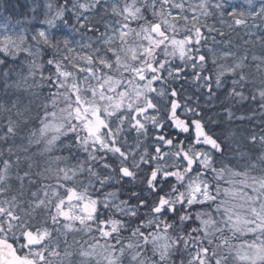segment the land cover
Returning a JSON list of instances; mask_svg holds the SVG:
<instances>
[{"label": "snow or ice", "instance_id": "1", "mask_svg": "<svg viewBox=\"0 0 264 264\" xmlns=\"http://www.w3.org/2000/svg\"><path fill=\"white\" fill-rule=\"evenodd\" d=\"M47 9V28L0 26V65L23 55L14 86L31 97L0 105V264H264V130L237 138L230 108L184 95L231 77L228 97L264 102V36L247 32L250 61L219 47L264 25V0Z\"/></svg>", "mask_w": 264, "mask_h": 264}, {"label": "trees", "instance_id": "2", "mask_svg": "<svg viewBox=\"0 0 264 264\" xmlns=\"http://www.w3.org/2000/svg\"><path fill=\"white\" fill-rule=\"evenodd\" d=\"M8 3L7 5L4 3ZM64 0H57V4H63ZM233 3V2H231ZM19 4V5H18ZM234 4H243V3H234ZM10 6V7H8ZM19 6V7H18ZM32 5L31 2H26L25 0H14L12 5V0H0V13L5 15H11L10 13L14 11H21L22 16L19 18L21 22L28 23V30H36V27L47 28V24L44 21L47 19L45 15H40L38 11H31ZM29 11L30 13H26ZM2 14V15H3ZM71 15V13H69ZM14 14L11 15V21L17 23L16 18L13 17ZM22 17H24L22 19ZM2 19V18H1ZM3 20V19H2ZM36 20L34 23L33 21ZM38 21V22H37ZM37 22V23H36ZM73 24L75 23V19L71 21ZM217 23L216 27H220V24ZM36 23V24H35ZM35 24V25H34ZM254 28V27H253ZM57 34H69L70 37L74 38L75 40L81 39V33H71V29L60 25L57 29H55ZM224 31L227 33L224 40H230L231 44H220L219 47L221 50H228L235 53L237 56L247 54L249 57V61L251 59V54L255 52L256 55H261L259 42H257L255 49H253L251 44H247L245 47L243 43V35L245 34V29H240L236 32H229L226 28ZM254 37H261L264 34L261 31H254ZM91 30L87 32V36H91ZM254 37H251L253 39ZM217 40H221L220 36H217ZM4 57L0 55V59ZM21 61H13L7 58V63L5 65H0V69H5L8 67H12L14 70L10 73L7 80L0 77V105H4L6 107H10L11 103L14 101H19L22 104H27L30 97V94L25 91L23 87L16 88L14 86V82L18 79L17 73L21 71L20 65L23 60V56L19 57ZM192 70L186 69V74L190 76ZM208 73H205L207 75ZM9 82L10 84H7ZM202 83V82H201ZM7 85V86H6ZM191 85V87H189ZM179 86V85H178ZM184 87L187 91L184 93L185 96L191 97V102L193 106L199 103L200 108L203 110L209 111L210 114L221 113L224 107L230 108L234 112V118L232 119L230 126L226 125L228 131L231 133L236 134L237 138L239 136L249 130L259 132L264 130V108H261V103L259 97L257 96L255 100L251 99L249 95V99L240 103H237L235 100L231 99L227 96V91L231 87V77L224 81V83L217 88L213 83V95L210 97L208 95V89L203 87H198L195 83L189 80L188 84H185ZM251 88L246 91V95L250 94ZM199 110V109H198ZM15 112V110H13ZM3 113H0V116H3ZM244 116L245 119L240 120L237 117ZM214 130L219 132V127H214ZM15 143L17 145H21L22 141L20 138H17ZM2 147L7 150L8 145H2ZM33 150L32 152H34ZM36 159L43 164L41 158L36 157Z\"/></svg>", "mask_w": 264, "mask_h": 264}, {"label": "rangeland", "instance_id": "3", "mask_svg": "<svg viewBox=\"0 0 264 264\" xmlns=\"http://www.w3.org/2000/svg\"><path fill=\"white\" fill-rule=\"evenodd\" d=\"M13 1L14 0H12V5H13ZM25 1L28 2V3L31 2V5H32L31 11L32 12L38 11L37 12L38 14H40L41 16L42 15H45L47 18H50V15H49V12H48V9H47V4L49 2H52L54 4H57V0H25ZM228 2L229 3L233 2V3H243L244 4V0H228ZM4 3L6 5L8 4L6 2H4ZM8 7H10V6H8ZM12 13L14 14L13 17L16 18L17 23L11 21V15H12ZM12 13H10L11 15H8V16L5 15V14H3V13H2L3 14L2 15L0 13V26L7 27V28H9V30H15V31L27 30L29 33L34 32V30H32V31L31 30H28V23L27 22H21L19 20V18L22 16V12L21 11H14ZM26 13L28 14L30 12L27 11ZM23 18L24 17H22V19ZM35 21L36 20H34L33 23ZM215 21H216L215 19H210L209 20V23H216ZM216 25H217V23H216ZM220 27H222V26L220 25ZM39 29H43V28L42 27H36V30H39ZM0 30H2V29H0ZM249 31L250 32L261 31V33L264 34V25H260L259 22H257V26L256 27L245 30V34L243 35V43H244L245 47L247 46V44H245V41L246 40H251V37H252V36L247 35V32H249ZM91 33H92L91 36H93L94 33L92 31H91ZM85 39H87V37H85ZM259 54H262V53H259ZM0 55H2V54H0ZM21 56H23V55H21ZM8 58L11 59V60H13L11 57H8ZM16 61H21V60H20V58H18V59H16ZM7 84H10V83L7 82ZM182 102H183V100H182ZM23 145L26 146V140L23 141ZM33 150H35L34 147L30 149V152H32Z\"/></svg>", "mask_w": 264, "mask_h": 264}, {"label": "flooded vegetation", "instance_id": "4", "mask_svg": "<svg viewBox=\"0 0 264 264\" xmlns=\"http://www.w3.org/2000/svg\"><path fill=\"white\" fill-rule=\"evenodd\" d=\"M133 190H136V189H133Z\"/></svg>", "mask_w": 264, "mask_h": 264}]
</instances>
